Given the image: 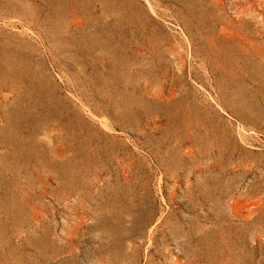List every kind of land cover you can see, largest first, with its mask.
Instances as JSON below:
<instances>
[{"label":"rangeland","instance_id":"obj_1","mask_svg":"<svg viewBox=\"0 0 264 264\" xmlns=\"http://www.w3.org/2000/svg\"><path fill=\"white\" fill-rule=\"evenodd\" d=\"M0 264H264V0H0Z\"/></svg>","mask_w":264,"mask_h":264},{"label":"bare ground","instance_id":"obj_2","mask_svg":"<svg viewBox=\"0 0 264 264\" xmlns=\"http://www.w3.org/2000/svg\"><path fill=\"white\" fill-rule=\"evenodd\" d=\"M249 206V205H248ZM249 209V208H248ZM248 211V210H247Z\"/></svg>","mask_w":264,"mask_h":264}]
</instances>
